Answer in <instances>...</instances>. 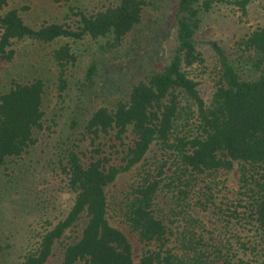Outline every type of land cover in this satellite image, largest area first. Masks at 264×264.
Returning a JSON list of instances; mask_svg holds the SVG:
<instances>
[{
	"label": "trees",
	"instance_id": "16d2710c",
	"mask_svg": "<svg viewBox=\"0 0 264 264\" xmlns=\"http://www.w3.org/2000/svg\"><path fill=\"white\" fill-rule=\"evenodd\" d=\"M10 1L0 0V60L12 62L16 58L13 47L21 41L51 44L68 40L52 53L60 94L69 89V71L79 62L78 46L95 44L88 55L90 62L76 83L78 95L70 134L59 158L60 175L76 195L75 201L68 215L40 236L38 246L22 264H47L55 245L84 218L87 225L82 237L64 247L61 264H188L165 250L168 230L155 213L161 179L149 174L130 189L127 223L142 244L154 243L159 248V252L149 251L139 260L128 237L109 222L108 189L120 175L138 166L154 143L173 151L185 171L197 174L231 171L235 163L264 170V25L238 40L232 55L218 42L208 43L221 74L207 106L188 70L205 63L196 41L203 16L226 0H177L175 39L166 63L160 69L149 68L144 79L124 97H114L110 87L100 82L101 65L123 57L131 36L139 46L141 33L146 32L145 20L159 23L171 0H120L93 14L71 7L75 25L52 23L40 28L26 24L21 10L6 11ZM252 1L230 3L246 15ZM125 54L127 58L133 56L131 52ZM45 92V82L37 79L29 84L15 83L0 93V169L36 143L35 131L44 129ZM182 96L197 106L200 134L192 139L176 135L178 121L184 116L187 121L195 117L191 107L181 106ZM250 177L259 188L253 217L264 229V174Z\"/></svg>",
	"mask_w": 264,
	"mask_h": 264
},
{
	"label": "rangeland",
	"instance_id": "374dc122",
	"mask_svg": "<svg viewBox=\"0 0 264 264\" xmlns=\"http://www.w3.org/2000/svg\"><path fill=\"white\" fill-rule=\"evenodd\" d=\"M119 1L70 0L68 4H54L50 0H11L6 11L21 10L24 21L33 28L52 23L75 25L70 17L71 7L93 14ZM226 1L203 16L196 41L205 63L188 70L207 106L211 105L221 74L208 43L216 41L232 55L238 40L264 25V0H253L246 15L230 3L236 0ZM176 3L177 0H171L159 23L148 24L145 20L146 32L141 33L139 46L131 36L122 51L123 57L107 58L110 60L101 65L100 82L110 87L114 97H124L144 79L149 68L160 69L166 63L175 39ZM66 43V39L51 44L21 41L13 47L16 58L12 62L0 60V93L9 91L15 83L29 84L42 79L46 84L44 129L35 131L36 143L21 157L9 159L0 169V264H22L24 257L38 246L40 236L63 220L75 201L76 195L60 175L59 158L63 142L70 134V118L78 95L76 83L90 62L88 55L95 44L85 42L76 48L79 62L69 71V89L60 94L52 53ZM126 52L133 56L125 57ZM181 102L183 108L191 107L195 117L187 121L183 113L176 135L192 139L200 134L197 106L185 96ZM86 149L88 144L84 145L87 152ZM149 174L163 181L155 213L168 230L165 250L188 264H264V229L253 217L259 188L250 177L254 174L255 179L260 178L264 170L235 163L231 171H185L177 155L159 143H154L145 159L120 175L108 189L109 222L128 237L136 260L149 251L159 252L157 244H142L126 220L130 189ZM86 225L84 218L69 230L55 245L54 256L47 264H61L64 247L80 240Z\"/></svg>",
	"mask_w": 264,
	"mask_h": 264
}]
</instances>
